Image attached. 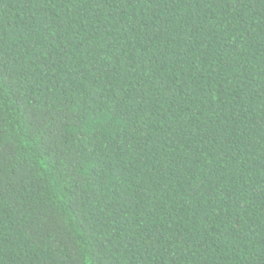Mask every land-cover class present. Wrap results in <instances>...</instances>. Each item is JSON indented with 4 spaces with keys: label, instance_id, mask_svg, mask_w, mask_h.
<instances>
[{
    "label": "trees",
    "instance_id": "trees-1",
    "mask_svg": "<svg viewBox=\"0 0 264 264\" xmlns=\"http://www.w3.org/2000/svg\"><path fill=\"white\" fill-rule=\"evenodd\" d=\"M0 264H264V0H0Z\"/></svg>",
    "mask_w": 264,
    "mask_h": 264
}]
</instances>
